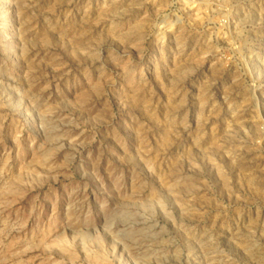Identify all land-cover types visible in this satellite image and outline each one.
Wrapping results in <instances>:
<instances>
[{
    "label": "rangeland",
    "instance_id": "1",
    "mask_svg": "<svg viewBox=\"0 0 264 264\" xmlns=\"http://www.w3.org/2000/svg\"><path fill=\"white\" fill-rule=\"evenodd\" d=\"M0 264H264V0H0Z\"/></svg>",
    "mask_w": 264,
    "mask_h": 264
}]
</instances>
